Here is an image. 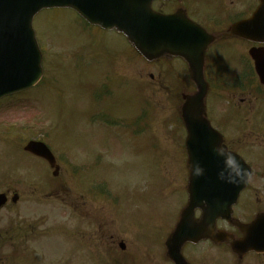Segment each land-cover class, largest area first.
Masks as SVG:
<instances>
[{"label":"flooded vegetation","instance_id":"flooded-vegetation-1","mask_svg":"<svg viewBox=\"0 0 264 264\" xmlns=\"http://www.w3.org/2000/svg\"><path fill=\"white\" fill-rule=\"evenodd\" d=\"M263 1L162 0L153 3L165 15L180 10L212 39L204 52V76L209 85L206 118L210 127L220 136L227 152L243 162V168L237 164L230 171L248 174L246 185L237 195L230 214L213 219L202 217L197 210L192 219H179V216L176 219H116L119 210L117 191L111 190L108 196L102 195L101 186L96 184L95 179L92 180L94 185L87 182L89 180L86 175H94L92 171L95 174L97 172L99 156L96 154L95 160L84 159L83 167L73 172L75 175H82L86 182L79 185L84 186L85 191L82 193L76 191L71 198L67 184L45 185V190L50 192V195H46L48 199L61 191L64 210L62 219H46V227L40 234L36 230V219L32 223L19 221L10 231L0 227V253L2 247L6 246V239L12 240L15 237L29 242L34 249L32 262L27 260L25 264H264V244H260V252L239 248L246 239L256 238V234L252 232L254 223H259L256 227L259 230L256 240L264 235V73L259 76L252 60V56L263 60L264 44L247 41L229 31L232 25L249 19ZM84 26L89 30L108 34L99 28L87 24ZM120 39L124 47L119 49V53L117 50L109 52L102 49L104 45L93 52L94 57L98 58L94 66L106 69L105 77L94 83L98 88H103L105 96L111 94L113 89L116 94L121 95L124 93L122 91L132 94L133 72L129 71L128 64L133 50L122 37ZM227 49L235 51L233 59H219L218 53ZM83 52L87 59L90 58L88 54L92 51L89 47ZM176 63L185 65L181 60ZM161 74L164 82L161 79L158 82L162 87L168 88L165 83L166 75L163 72ZM149 79L154 81L151 76ZM173 81L178 85L180 77L173 74ZM105 85H109L110 90ZM177 88L176 101L178 94L188 87L180 84ZM179 88L182 89L180 93ZM191 89L194 90L193 85ZM168 96L175 98L176 94L169 90ZM108 100L110 98L102 105L107 109ZM120 117L124 119L121 121V130L128 132L131 126L129 115L120 112ZM96 121V125L85 127L93 129L95 133L101 132L102 120L98 118ZM86 122L88 124V120ZM113 122L116 121L109 119L104 126L110 129L107 123ZM180 129L183 131L181 124ZM90 137L83 136L84 139ZM104 137L106 139L109 136ZM35 160L44 169H49L45 161L34 158ZM55 161L59 166L60 177L63 167L56 158ZM7 194L9 196L11 192L7 191ZM127 195L131 197L129 211L131 205L133 211H143L141 208L145 195L139 192ZM107 197L111 208L108 215H105L101 213L99 205L100 199ZM176 230L179 238L191 237L194 240L167 245ZM40 255L43 259L38 257Z\"/></svg>","mask_w":264,"mask_h":264},{"label":"rangeland","instance_id":"rangeland-1","mask_svg":"<svg viewBox=\"0 0 264 264\" xmlns=\"http://www.w3.org/2000/svg\"><path fill=\"white\" fill-rule=\"evenodd\" d=\"M32 27L44 54L43 82L30 91L0 100V191L9 189L22 196L17 205L8 203L0 211V227L10 231L19 221L32 223L36 219V230L40 234L46 227V219H62L64 215L60 190L51 199L41 196L45 193L43 190L39 193V189H42L39 182L43 183L42 178L47 179L48 174L37 160L31 164L30 159L19 151L28 141H44L59 159L66 158L65 165L61 164V176L56 183L59 186L67 184L71 198L76 191H85L84 186H79L82 184V175L77 176L73 172L77 167H83L84 159H94L96 154H100L97 158L102 163L97 168L96 177L95 171H92L94 175H88L87 178L91 185H94L92 180L95 179L96 184H105L110 191L117 190V198L121 203L116 219H176L185 202L178 186L183 178L185 158L182 144L167 139L177 137L178 133L175 128L178 122L177 99L168 94L169 90L178 93V85L186 84L183 75H180L185 69L172 62L148 64L134 54L129 59V71L133 72L135 80L142 82V87H149L148 108H142L148 109L147 124L141 131L144 136L120 137L121 133L115 130L110 129L108 133L104 124L102 132L95 133L93 129L87 132L81 119L86 121L90 113L95 119L105 117L112 120L120 118V112L130 115L133 110L135 115L139 109L138 93L145 92L139 86L134 85L132 94L128 91L116 94L113 89L106 103L107 109L102 106L105 103L103 88L94 85L96 80L106 75V69L94 66L98 60L94 57V50L104 45L102 49L109 52L117 50L119 53V49L124 47L123 41L113 34L87 29L70 10L44 11L34 19ZM86 47L92 51L88 59L83 52ZM218 55L221 60H232L235 51L227 49ZM161 72L166 75L168 88L157 82V79L164 82ZM150 74L154 76L153 82L149 80ZM173 74L180 77L178 85L173 81ZM105 87L110 90L109 85ZM106 135L109 137L105 139ZM83 136L96 137L84 139ZM162 170L167 175L163 176ZM34 173L37 179L41 176L39 182L33 178ZM122 188L128 192H120ZM132 192L145 195L142 200L143 211H133V205L129 211L131 197L127 194ZM100 201L101 213L108 215L111 208L109 201ZM33 250L29 242L15 237L6 239V246L2 247L0 253V264L32 262ZM38 257L43 259L41 255Z\"/></svg>","mask_w":264,"mask_h":264},{"label":"water","instance_id":"water-1","mask_svg":"<svg viewBox=\"0 0 264 264\" xmlns=\"http://www.w3.org/2000/svg\"><path fill=\"white\" fill-rule=\"evenodd\" d=\"M155 0H0V98L34 86L41 78V54L31 27L33 17L42 9L68 8L76 11L88 23L122 33L135 50L147 61L163 55L181 56L190 66V76L197 92L185 98L181 108L187 137L185 149L190 170L189 200L182 219H190L193 209L206 200L214 216H223L230 206L228 194L236 193L244 182L237 183L225 171L231 159L220 146V140H210L209 125L204 118L203 99L207 85L200 70V61L192 49L189 26L178 16L163 17L151 10ZM259 26H262L258 30ZM242 36L264 42V13L259 10L250 21L236 27ZM257 63V61H256ZM193 75L199 76V78ZM27 152L45 156V148L29 143ZM47 151V150H46ZM5 203L0 196V207ZM205 215L207 209H203ZM245 249H257L254 239L242 244Z\"/></svg>","mask_w":264,"mask_h":264}]
</instances>
